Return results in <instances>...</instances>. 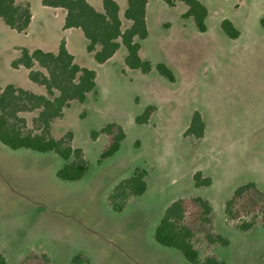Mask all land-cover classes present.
Segmentation results:
<instances>
[{
  "label": "rangeland",
  "instance_id": "obj_1",
  "mask_svg": "<svg viewBox=\"0 0 264 264\" xmlns=\"http://www.w3.org/2000/svg\"><path fill=\"white\" fill-rule=\"evenodd\" d=\"M16 1L29 3L32 19L25 33L0 19V90L8 83L23 88L28 80L26 71L10 66L19 48L50 46L59 33L40 0ZM198 1L207 10L205 32L191 18L182 20V2L161 14L170 20L169 31L153 13L142 50L151 71L141 74L124 63L92 68L94 93L83 103L72 101L52 122L55 138L71 132L72 146L83 151L89 170L80 180L56 177L64 161L53 152L0 144V252L6 264H18L29 250L46 253L51 264H70L78 253L89 264H190L153 235L173 200L193 196L208 200L213 230L229 240L221 247L196 234L192 243L201 260L214 254L225 264H264V224L242 232L223 216L237 186L254 182L264 192V0ZM224 19L239 31L237 38L223 33ZM76 57L97 65L88 53L84 60ZM157 63L171 70L173 82L157 74ZM148 106L154 111L147 123L136 124ZM194 111L204 122L197 140L183 136ZM23 116L31 127L35 113ZM110 122L122 127L125 138L99 162L106 137L90 135ZM135 168L147 173L145 192L112 211L108 194ZM195 172L211 184L194 187Z\"/></svg>",
  "mask_w": 264,
  "mask_h": 264
},
{
  "label": "trees",
  "instance_id": "obj_2",
  "mask_svg": "<svg viewBox=\"0 0 264 264\" xmlns=\"http://www.w3.org/2000/svg\"><path fill=\"white\" fill-rule=\"evenodd\" d=\"M168 7L177 2L186 6L181 15L183 19L191 18L196 29L206 31V8L198 0H161ZM41 5L60 8L65 12L62 29H79L87 41L86 52L92 55L97 64L109 60L122 45L126 55L123 63L126 68L148 74L152 65L150 61L139 56L140 45L136 40L147 37L145 23L146 0H127L124 18L130 21L128 29L122 31L118 18V6L112 0L102 1V12H97L85 0H40ZM32 18L29 3L17 4L14 0H0V19L17 33H25ZM220 28L230 39L239 36V31L231 21L224 19ZM11 68H24L30 82L43 87L44 95H38L13 84H6L0 90V144L11 149H27L38 153L53 152L64 163L56 171V177L63 181H78L89 170L83 151L72 146V133L66 132L59 138L51 134V123L62 117L63 111L72 101L83 103L87 94L95 89L96 73L74 62L67 51L64 40H60L56 52L41 49L29 50L19 48L18 56L11 61ZM157 74L169 82L174 81L173 73L163 63L155 65ZM152 106L135 117L138 125L146 124ZM35 113L29 127L24 114ZM106 137L99 162L112 156L120 147L125 134L117 123H107L98 131L91 132L94 140L98 135ZM204 122L201 114L194 111L183 136L197 140L203 137ZM144 169L135 168L132 175L122 179L110 191L107 202L112 211L120 212L131 198L142 195L146 190ZM194 187H208L210 178H203L200 172L192 176ZM211 206L201 196L178 198L173 200L163 211L154 228V240L167 248L179 251L190 264H225L214 254L202 260L192 243L196 234H201L210 245L226 247L229 240L213 230ZM226 223L235 222V227L247 232L255 225L264 224V192L254 182L237 186L223 205ZM0 264H6L0 252ZM18 264H51L44 252L29 250ZM70 264H89L86 257L78 253L71 258Z\"/></svg>",
  "mask_w": 264,
  "mask_h": 264
},
{
  "label": "crops",
  "instance_id": "obj_3",
  "mask_svg": "<svg viewBox=\"0 0 264 264\" xmlns=\"http://www.w3.org/2000/svg\"><path fill=\"white\" fill-rule=\"evenodd\" d=\"M14 1L17 4L27 3V2H18L16 0H14ZM85 1H87L93 7V9L95 11H97V12H102L103 11V7H102V1L103 0H85ZM112 1H114L117 4V6H118V18H119V21L121 23V30L124 31V30L128 29L130 27V25H131L130 21H128V20H126L124 18V10H125V8L127 6V0H112ZM177 4H178V2H177ZM167 7L168 6L163 1L161 2V0H146L145 23H146V28H147V37L145 39H143V40H136V41H138V43L140 45L139 56H140L141 59L148 60V58L145 57L142 54V50H143V48H145V44L147 43L148 38H150V23H149L150 21H149V19L151 18L153 13L157 16V18L162 17L161 14H163L162 12L166 13V11L168 9ZM156 8H158L159 10H156ZM46 9H49V10L46 11V13H47L46 17H48L52 21H55V23H57V26L59 27V33H58L57 38L54 39L52 43H50V46H49V44H40V45H34L33 47H29V48H27V47H22V48H27L29 50H33V49L38 48V49H41L43 51H48V52H53L54 53V52L57 51V48H58L59 43H60V40L63 39L64 42H65V47H66L67 51L73 56L74 62L77 65L81 66V67H86V68H89V69H92V68L96 69V68H99L100 65L102 67H105V66H107L109 64L111 65V64L117 63V64L121 65L123 63L124 57L126 55V51H125V48L122 45L115 52V54L103 64L99 65L94 60L93 61L97 65H94L91 61H88L87 62L88 64H84V63L78 62L76 55H79V56L83 55L82 60L86 59V57H87V52L85 50L87 41L84 38L82 32L79 29H75V28H69V29H66V30L62 29L63 22H64V17H65V12H64L63 9L50 8V7H46ZM186 9L187 8H185V10L181 13V15L186 11ZM182 20H184V21L187 20L188 21L189 18L182 19ZM158 22L161 23V26H164L167 31H169L171 29V23H170L169 18L164 19V20H162L160 18L157 21V23ZM122 48H124V52H122ZM18 70L26 71V77H27V70H25L24 68H19ZM92 70H94V69H92ZM96 78H97V76H96ZM27 81H29V80H27ZM27 81L25 82V85H23L24 86L23 89L27 88L28 91H31V92L36 93L38 95H44L45 94V90H44L43 87H40V86L30 82V81L29 82H27ZM95 81H96V79H95ZM8 84H13L14 85V83H8ZM96 85H97V83H96ZM35 87L41 88L43 91L41 92L40 89H36ZM96 88H98V85H97ZM94 91H92L90 93H94ZM51 132H52V123H51ZM52 135H53V133H52ZM53 137H55V136L53 135Z\"/></svg>",
  "mask_w": 264,
  "mask_h": 264
}]
</instances>
